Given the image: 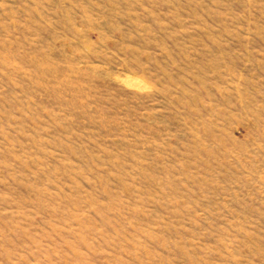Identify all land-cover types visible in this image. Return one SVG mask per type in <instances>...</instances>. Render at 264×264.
<instances>
[{
    "label": "rangeland",
    "instance_id": "obj_1",
    "mask_svg": "<svg viewBox=\"0 0 264 264\" xmlns=\"http://www.w3.org/2000/svg\"><path fill=\"white\" fill-rule=\"evenodd\" d=\"M0 264H264V0H0Z\"/></svg>",
    "mask_w": 264,
    "mask_h": 264
}]
</instances>
